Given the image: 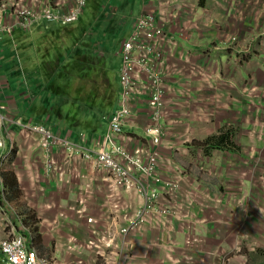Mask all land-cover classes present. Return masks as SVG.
<instances>
[{
	"label": "crops",
	"instance_id": "0c3cea01",
	"mask_svg": "<svg viewBox=\"0 0 264 264\" xmlns=\"http://www.w3.org/2000/svg\"><path fill=\"white\" fill-rule=\"evenodd\" d=\"M120 2L121 9L127 4L135 13L131 21L143 13L156 15L162 13L165 22L169 24L165 28L167 35L181 43V50L187 52L185 56L182 54L180 58H176L172 66V70L176 67L179 73L166 78L169 87H165L167 103L163 108L165 118L161 120L165 127L162 143L159 146L146 143L148 149L157 150L159 153L153 173L157 172L168 180H178L179 190L175 195L168 194L143 171L135 173L137 177L143 179L145 184L143 188L133 191L115 187L106 179V171L95 166L94 159H85L84 150L77 151L78 155L75 158L77 164L69 161V168L64 166L63 158L66 154L64 155L63 147L57 146L41 151L28 141L27 132L20 131V126L16 122H11V119L25 121L16 103L22 101L24 106L27 105V97L23 95V91L30 94L28 99L32 103H36L38 98L31 95L38 89L19 87L20 97L15 100L11 89L0 87L1 99L4 101V104L0 105V112L10 118V121H5L8 131L5 129L2 136L5 145H12L11 149H1L3 152H9L3 157V161L0 160V239L19 234L32 237L33 241H27V244L35 247L40 254L52 258L54 264H201L202 255L195 256L187 251L186 236L193 234L196 240H199L198 237L211 234V240L215 242L217 240L215 237L220 235L221 229L218 222L217 228L204 226L205 209L202 197L208 188L215 198H223L226 203L230 202L227 197L233 193L231 190L235 183L231 178L240 172L242 166L246 167L247 162L234 152L204 147L194 150L192 145L188 144L190 146L188 147L185 144L190 140L204 141L212 135H218L222 129L221 125L230 128L232 124V127L234 125L240 127L239 125L246 123L249 109L245 104L237 105V93H240L238 88L257 87L253 84L254 74L258 78L264 74L260 66V63L264 66L262 59L264 52H257L261 43L259 38L263 40L262 45L264 44V0H132V2L120 0ZM176 2H186V6L190 4L194 10L183 6V10L175 15ZM30 3L37 4L39 1L30 0ZM172 12L175 15L173 17L169 16ZM15 21L16 19L11 16L3 20V25L15 27ZM29 26L34 27V31L40 30L42 25L40 21H35ZM77 26L79 25L62 30L73 35ZM186 31L190 32L188 36L185 34ZM15 33L20 34L24 44L28 43L25 33L19 31ZM230 33L239 35V42L241 44L247 42L250 47L246 46L247 50H241L238 58L230 53L228 44L231 42L221 45L225 42L224 37ZM213 45H218L217 48L222 47L223 55L216 65V69L219 68L218 72L223 77L218 94L223 98L226 95L232 96L233 103L229 105L231 107L223 103L221 105L220 100L213 102L216 94H213L210 88L204 87V76L202 74L201 77L197 70L198 67H203L204 53L211 52ZM89 46L90 44L85 48ZM24 49L28 61L32 44H27ZM37 53L38 51L35 52ZM73 60H67L65 65L57 68L59 69L57 75H60L58 83L67 86L68 81L65 78L68 76L71 79L69 87L83 82L85 87H89L92 80L86 76L85 70L80 71V76L79 65ZM18 70L19 77L23 76V67H18ZM104 78L105 75L103 80L106 85L107 81ZM58 95L62 94L59 92ZM95 95L104 100L106 97L104 95L108 97L109 92L104 93V89H101L100 93ZM86 98L90 100L89 96ZM243 99L244 102L247 101ZM95 100L92 98L89 102ZM147 100L148 96H145L132 105L138 117L133 128L129 125L124 126L125 131L133 130L135 132L132 133L139 138H144L145 134L143 127L147 124ZM117 105L118 102L113 103L107 115L113 112ZM55 111L60 113L57 109ZM43 113L41 112V117L35 121L36 123L47 127H49L47 124L52 126L54 123H62L61 133L49 128L60 138L68 139L78 148L83 147L85 152L87 149L93 151L92 143L96 134L86 142V139H80L69 132V130L80 132L81 129L77 128L80 124L72 125L62 114L58 119L51 120L49 114ZM187 119L190 123L188 125ZM189 149L193 152L190 153ZM200 157H204L205 163L201 162L193 169L194 161ZM46 159H53L66 169L63 168L59 172L54 170L49 176L44 168ZM143 160L146 165L149 163L147 154L143 155ZM207 162L208 168L205 166ZM211 169H214V175ZM206 170L211 173V177L207 176ZM245 170L246 168L243 169ZM215 171H218V176H215ZM61 176L64 178L60 179ZM79 196L83 198L80 201ZM177 200H180L179 208L183 213L180 219L183 217L184 221H189L197 218L196 225L187 222V226L180 230V225L176 221L173 223V205L178 203ZM145 204L148 205V209L142 214ZM166 209L168 212L164 211ZM205 211L211 213L209 210ZM214 211L220 212L216 208ZM89 217L93 218V222L88 221ZM212 217L216 222L217 215ZM228 217L226 215L225 219ZM160 220H164V223ZM136 221L140 222L134 228L127 232L123 231ZM105 234L113 236L112 246L101 253L97 248L90 246L89 240L96 237L101 246ZM173 241L181 242L184 246L178 247ZM181 249L188 252L183 255H193L192 259L195 261H192L193 263L184 261L181 259L182 254L174 253L182 251ZM2 261L3 255L0 252V263Z\"/></svg>",
	"mask_w": 264,
	"mask_h": 264
},
{
	"label": "rangeland",
	"instance_id": "374dc122",
	"mask_svg": "<svg viewBox=\"0 0 264 264\" xmlns=\"http://www.w3.org/2000/svg\"><path fill=\"white\" fill-rule=\"evenodd\" d=\"M7 1L9 2L12 0H0V8L3 7L4 2ZM37 1H39V3L31 4L30 0H22V2L16 0L12 2L11 6L13 9H17L22 4L25 10L27 8V14L22 16V20L27 22L40 21V25H42L40 30L33 31L34 27H22L20 24L5 29L0 28V87L11 89L10 91L15 95V100L20 97L18 93L19 87H34L38 89L31 95V97L35 95L38 98L36 103H32L31 100L28 99L30 94L24 91L23 95L27 97V105L24 106L22 101L16 102L17 108L20 114L25 118V121L21 122L18 119H11V121L21 125L20 127L24 126L31 129L32 132L28 131L26 138L32 143V146L43 151L40 146L41 137L39 129L44 128V126L35 121L40 119L41 112H44L46 115L49 114L51 120L54 118L58 119L62 114L69 123L72 122V120L79 122L80 125L77 128H80L81 131L76 132L74 130H69V132L80 137V139H86V142H88L89 139L96 134L97 136L94 138L95 141L92 143L93 147L96 148L98 143L102 145L101 143L103 142L99 141L98 136H100L101 140H104L108 133V121L106 120L108 116L107 112L113 103L117 104L121 99L119 71L122 57L119 47L122 41L126 40L131 33V25L134 19L133 18L131 21V18L135 13L132 12V8L130 9L127 4L124 9H121L120 0H85V7H82L80 11L75 13V20L73 22L80 20L81 26H86L88 32L85 29H77L73 35H70L69 32L62 29L66 27L72 28V25L60 26L59 24L63 23L61 19H54V17L60 15L61 10L59 7L61 4L58 3L59 0ZM130 1L132 2V0ZM44 5L45 9H40V7ZM186 5V2L175 3L177 9L183 8V6ZM186 8L194 10L190 4L186 6ZM31 13H34L36 17H32ZM11 16L16 20L21 19L16 10L11 12ZM39 16H41V18L37 19ZM0 17L5 18L1 14ZM160 17L164 18L162 14ZM16 31L25 33L27 44H32L28 61L24 49L27 44L23 43L24 39L20 37L19 33H15ZM164 33H162V35L166 37V30ZM185 34L188 36L190 32L186 31ZM86 35L88 37H86ZM168 38L175 45L172 50L168 51L173 55L172 62L174 63L176 58H180L182 54L185 56L187 52L186 50H181V43L174 40L173 37L168 36ZM239 39V35L235 36L230 33L224 37L226 44L225 42L221 44L223 46L231 42L228 44L230 45L228 48L231 51L230 53H233L237 58L241 50H247L245 49L247 47L250 48L247 42L246 44H241ZM259 40L261 43L257 52L261 53L264 52V44L262 45V39L259 38ZM86 43L91 46L85 48ZM75 44H77L76 48L79 49L82 56L90 57L93 62L103 63L102 72L106 78L104 79L107 81L105 89H108V83L111 86L109 87L110 91L108 90L109 95L107 100H102L99 95H94L92 98L96 99L95 102H88L85 104L74 102L73 98H86L90 95V92L99 94L101 89L90 90V87H85L84 82L80 85L69 87L71 79L68 76L65 78V80L68 81L67 86L62 83H58L57 85L58 89H64L63 93L65 95H54L52 91L49 90V87L52 85L47 84L45 82L46 79H48L50 83H53L54 79H57V72L59 71L57 68L62 67L64 65L63 62L65 63L67 60L75 58L76 51L72 49ZM217 46L218 45H213L211 52L206 51V53H204V65L203 67H198L197 70L201 77L202 74L204 76V87L210 88L213 94H216V99H213V102L220 100L221 105L223 103L231 107L229 105L233 103L232 96L226 95L223 98L221 94H218L219 85L222 84L223 77L222 74L218 72L219 68L216 69V65L220 62L219 59H221V57L223 58V55L221 54L222 47L217 48ZM36 51H38L37 54H35ZM191 53L193 54L194 52ZM262 59H264V56H262ZM260 66L264 71L262 63H260ZM18 67H23V76L19 77ZM14 69L16 70L12 73ZM177 69L178 68L175 67L171 75L179 73ZM84 72L87 73V71ZM97 80H100L98 81L100 86L104 85L103 76ZM167 82L168 81L165 80L162 81V86L169 87ZM253 82L252 83L257 87L238 88L240 93H237V105L244 106L245 104L247 105L246 108L249 109L247 114L248 117L245 119L246 123L241 125L238 124L240 127L237 125L232 127V124L230 129H227V125H221V131L229 130L233 133L232 140L235 148L233 152L239 156L241 155V157L244 158L243 160H246L247 166H242L240 172H237L236 175L231 178L235 183L232 185L231 191L233 193L227 197V200L230 202L226 203L223 198H215L208 188L206 189L204 197H202L204 209L211 211V213L205 210L203 211L204 226L211 228L214 226L217 228L216 223L218 222L220 225L219 228H221L219 230L220 235L215 237L217 239L215 242L211 240V234H204L198 237L199 240H196L193 234H188L186 236L185 245L188 249L187 251L195 256L202 255L200 258L203 263L201 264H264V166H262V164L264 165V74H261L259 78L254 74ZM134 83H136L138 89L141 90V93H151L153 91L152 87H149V84H152V80L148 76L140 77L135 80ZM192 86H194V84H192ZM243 98L247 101L244 102ZM3 104L4 101L1 99L0 94V105ZM57 104L62 107H60V113H57L54 109ZM0 115H2V117L0 116V122L10 119L1 112ZM27 119L31 120L32 123ZM133 123L135 125L136 122ZM61 124L62 123H54L52 126L50 124L47 125L55 132L61 133ZM188 124L190 123L187 119L186 125ZM134 125L129 124L132 128ZM53 126L55 127L53 128ZM137 127H139L138 123ZM5 129L8 131L7 125L5 123H0V145L5 141L2 136ZM143 130L146 132V126L143 127ZM186 130H188V126H186ZM132 132L135 131L132 130ZM132 132L125 131L124 127H121L117 134L123 138L132 137L135 140L144 139L147 141L148 137L146 134H144V138H139ZM57 137L60 138L59 135H57ZM202 141L190 140L185 145L188 146V144H190L195 150ZM1 149L2 148H0V153L2 152ZM80 150L85 149L83 147L77 149L73 146L69 149H64V155L66 154V157L63 158V162L67 167L69 166V161H71L72 164H77L75 158L78 155L77 151L79 152ZM189 151L190 153L193 152L191 149H189ZM2 159L4 158L1 157L0 160L3 161ZM194 159L195 157L193 160ZM203 160L204 157L196 159L193 163V169L198 167L201 162L205 163ZM48 161L49 159H46L44 168L47 175L51 176L54 171L47 165ZM208 165L209 162L205 165L206 168L209 167ZM244 168H246L245 171H243ZM207 170L205 171L207 176L211 177ZM210 171L214 175V169ZM215 172V176H218V171ZM108 174L115 179L116 172H109ZM223 174L227 173L223 172ZM220 176H222L221 173ZM63 178L64 176L60 177V179ZM86 184H88V182H86ZM144 186V183L135 182V184L131 185L129 188H123L136 191ZM115 187L118 186L115 185ZM82 199L83 198H80L79 201ZM215 208L220 212L214 211ZM212 213L217 215L216 222L214 217H212V215L215 214ZM182 214L181 208L176 206L173 207V223L175 224L176 221L178 225H180V230L187 226V222L196 225L198 221L197 218L184 221L183 217L182 220L180 219ZM226 215L229 216L228 219H225ZM105 235L106 236L103 237H113L110 234ZM179 238H181L180 235ZM173 244L178 245V247H181V245L184 246L181 242L173 241ZM106 245L112 246V244L107 243ZM181 250L180 252L174 253L182 254L181 259L184 261L187 260L191 263L195 261V259H192L193 255L185 256L183 254L188 252H185V249Z\"/></svg>",
	"mask_w": 264,
	"mask_h": 264
},
{
	"label": "built area",
	"instance_id": "2783aa9c",
	"mask_svg": "<svg viewBox=\"0 0 264 264\" xmlns=\"http://www.w3.org/2000/svg\"><path fill=\"white\" fill-rule=\"evenodd\" d=\"M13 1L16 0L4 2V6L0 8V14L5 17H0V28L2 29L8 28L7 25H3V20L10 18L11 12L15 10L21 17V19L15 21V24H20L22 27L28 26L29 22L22 20V16L27 14V8L25 10L21 4L19 8L13 9L11 6ZM19 2H22V0H19ZM58 3L61 4L59 7L61 11L60 15L54 17V19L60 18L63 23H66L68 14H71L75 20V13L84 7L85 0H59ZM40 9L44 10L45 5L40 7ZM182 10L183 8H179L174 14L176 15ZM161 14L162 13L157 16L153 13H145L132 23L131 33L121 45L120 53L122 63L119 71L121 100L119 102V107L112 115H108L106 118L108 121V133L104 140H101L100 137L98 138L99 141H103L101 143L102 145L98 143V148L84 153V157L86 159H94L97 168L105 169L107 171V180L114 186L117 185L118 187L129 188L131 185H134L135 182L144 183L142 178L135 175L137 171H143L168 194L175 195L180 188L179 181L168 180L157 172L153 173V168L155 167L159 153L157 150L152 151L146 147L147 142H150L153 146H159L162 143L165 127L161 123V120L165 118L163 108L167 103V90L165 88L166 86H162L161 82L164 80L166 81V78L171 76L174 71V69L172 70L174 64L172 62L173 55L168 51L172 50L175 45L170 41L167 35L166 37L162 35L165 31L164 24L166 22L165 17H160ZM174 14L172 12L169 16L173 17L175 16ZM31 16L36 17L34 13H31ZM39 18H41V16L37 19ZM145 76H148L152 80V84H149V87L153 89L151 93H141V90L138 89L136 83H134L135 80ZM145 96H148V109L146 112L147 124L145 125V134L148 137L147 141L119 136L117 133L120 131L121 127L129 124L134 125L133 122L138 121V117L133 111L132 105ZM22 128L25 132H32V130L27 127L23 126ZM39 134L41 137L40 146L42 150H50L52 146L60 145H64L65 149H69L72 146L78 149L76 144L58 138L45 127L39 129ZM107 147L110 148L108 149ZM144 154H147L149 159L147 165L143 160ZM47 165L52 168V166H56V163L48 161ZM109 172H116L115 179L108 174ZM177 201L178 203L173 205V207H179L180 200ZM147 209L148 205L145 204L142 214L146 212ZM164 211L168 212V209ZM88 221L92 222L93 218H88ZM139 222L140 221L133 222L131 226L124 228L123 231L127 232L130 228H134ZM160 222L164 223V220H160ZM112 239L113 237H103L101 246L108 248L109 246L106 245V243L111 244ZM27 241L30 242L33 241V239L32 237L28 238L24 234L0 239V252L3 255V261L0 264H54L52 258L40 254L35 247L29 246ZM89 244L92 248L101 247L96 237L90 239Z\"/></svg>",
	"mask_w": 264,
	"mask_h": 264
},
{
	"label": "trees",
	"instance_id": "16d2710c",
	"mask_svg": "<svg viewBox=\"0 0 264 264\" xmlns=\"http://www.w3.org/2000/svg\"><path fill=\"white\" fill-rule=\"evenodd\" d=\"M85 4H86V1H85ZM70 25V24H69ZM71 27H74V26H76V25H79V26H77L76 28H75V30H77V29H85V30H87V28H86V26L85 27H82L81 26V24H80V20H76L75 22H72L71 23ZM68 26V25H67ZM76 45L77 44H75L74 46H73V50H75L76 51V54H75V58H74V60L73 61H77V64L79 65V63L81 62V59L82 58H85V59H90V57H85L84 55L82 56L81 55V52H79V49H77L76 48ZM86 46H87V43H86ZM91 46V45H90ZM89 46V47H90ZM63 64L65 65V63L63 62ZM76 67L78 66V65H76V64H74ZM102 66V65H101ZM79 69V74H80V68H78ZM77 72V73H78ZM76 73V74H77ZM49 74V73H48ZM75 74V75H76ZM50 75V74H49ZM80 76H81V74H80ZM86 76H87V74H86ZM59 78H60V75H57V79H54V81H53V83H50V81H48V79H46V83L47 84H51L52 86H50L49 87V90H51L52 91V93L55 95H58L59 94V92L62 94V95H65L63 92H64V90H60V89H58L57 87V85H58V80H59ZM87 78V77H86ZM99 79V78H98ZM97 80V79H96ZM97 83V87H99L100 89H104V93H106V92H108V90L110 91V89H109V87H111L110 85H109V83H108V89H105V87H106V85H107V83H106V85H104V86H100L99 84H98V81H96ZM94 86V83L92 82V84L90 85V86ZM89 86V87H90ZM69 89V88H68ZM92 88L90 87V90H91ZM70 91V90H69ZM95 95V93L94 92H90V95H89V98H90V100L92 99V97ZM104 96H106L105 98H104V100H107L108 99V97H107V95H104ZM73 100H74V102H79V103H82V104H85V103H88L90 100H88V98H84V97H79L78 99L77 98H73ZM60 107H61V105H59V104H57V105H55V107H54V109L56 110H60ZM119 107V102H118V105L116 106V108L113 110V112L117 109ZM62 108V107H61ZM113 112H111L109 115H112V113ZM72 125H74V124H79V122L77 121V123L74 121V120H72ZM227 129H230V128H227ZM232 137H233V133L231 132V131H229V130H222L218 135H212V136H210V137H208L206 140H204V141H202L200 144H199V146L197 147V148H199V147H204V149L205 148H207V149H212V150H220V151H230V152H233L234 151V144H233V140H232Z\"/></svg>",
	"mask_w": 264,
	"mask_h": 264
},
{
	"label": "flooded vegetation",
	"instance_id": "af4514ba",
	"mask_svg": "<svg viewBox=\"0 0 264 264\" xmlns=\"http://www.w3.org/2000/svg\"><path fill=\"white\" fill-rule=\"evenodd\" d=\"M100 60V59H99ZM103 63H99V62H93L92 59H85L82 58L81 62L79 63V68L82 70L87 71V76L89 79L92 80V82L94 83V86H97V80L98 78H101L104 73L102 65ZM93 90L98 89L99 87H91Z\"/></svg>",
	"mask_w": 264,
	"mask_h": 264
},
{
	"label": "clouds",
	"instance_id": "9594fccd",
	"mask_svg": "<svg viewBox=\"0 0 264 264\" xmlns=\"http://www.w3.org/2000/svg\"><path fill=\"white\" fill-rule=\"evenodd\" d=\"M0 116L2 117V115H0ZM7 120H8V119H7ZM9 121H10V120H9ZM11 122H12V121H11ZM0 123H6V122L4 121V122H0ZM17 125H18V126H21V125H19V124H17ZM43 126H44V125H43ZM44 127L47 128V129H49V130L51 129V128L47 127L46 125H45ZM19 130H22V131H23L22 127H20ZM50 131H51V130H50ZM52 132H53V131H52ZM53 133H54V132H53ZM54 134L57 136L56 133H54ZM60 139H63V138H60ZM64 140L69 141L68 139H64ZM69 142H70V141H69ZM60 146L63 147V149H65V148H64V145H60ZM53 147H57V146H52V148H53ZM0 148H2V150L5 149V148H7V149L10 148V149H11V148H12V145H5V141H4L3 144L0 145ZM96 148H98V147H96ZM96 148H94V149H96ZM94 149H93V150H94ZM43 151H46V150H43ZM89 151H90V150L87 149V152H89ZM7 152H9V151H7ZM7 152H3V151H2V152L0 153V158H1V157H4V156L7 154ZM11 152H12V151H11ZM84 153H86L85 150H84V152H83V156H84ZM85 159H86V158H85ZM49 161L55 163V161H54L53 159H50ZM63 165L66 166V165L64 164V162H63ZM58 166H61V164H60L59 162H56V166H54V167L52 166L51 169H52L53 171L56 170V172H59V171H61V169L64 168V166H63V167H62V166H61V167H58ZM64 169H66V167H65ZM89 218H90V217H89ZM91 218H92V217H91ZM92 222H93V221H92ZM24 235H25V234H24ZM91 239H93V237H92ZM97 249L100 250L101 253H102L103 250L106 249V248H104L103 246H101L100 248H97Z\"/></svg>",
	"mask_w": 264,
	"mask_h": 264
},
{
	"label": "bare ground",
	"instance_id": "6f19581e",
	"mask_svg": "<svg viewBox=\"0 0 264 264\" xmlns=\"http://www.w3.org/2000/svg\"><path fill=\"white\" fill-rule=\"evenodd\" d=\"M151 14V13H150ZM141 15H143V14H141ZM141 15H139L138 17H140ZM138 17H136L135 19H137ZM68 19H67V21H66V23H62V24H59L60 26H67V25H69V24H71L72 22H73V16H71V14H68V17H67ZM134 19V20H135ZM134 20H133V22H134ZM31 23L32 22H29L28 23V26L29 25H31ZM169 24L168 23H165L164 24V30H165V28L168 26ZM120 96H121V94H120ZM121 100V99H120ZM120 102V101H119ZM56 138V137H55ZM0 168H1V166H0ZM99 169H102V168H99ZM105 170V169H104ZM106 171V170H105ZM106 173H107V171H106ZM106 179H107V177H106ZM143 194V193H142Z\"/></svg>",
	"mask_w": 264,
	"mask_h": 264
}]
</instances>
